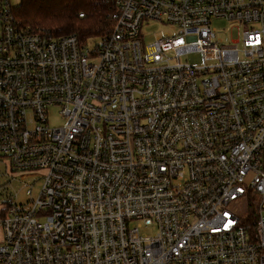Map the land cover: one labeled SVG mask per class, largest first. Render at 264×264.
<instances>
[{
	"label": "built area",
	"instance_id": "obj_1",
	"mask_svg": "<svg viewBox=\"0 0 264 264\" xmlns=\"http://www.w3.org/2000/svg\"><path fill=\"white\" fill-rule=\"evenodd\" d=\"M111 1L89 52L0 0V159L43 180L0 206V264H264V0Z\"/></svg>",
	"mask_w": 264,
	"mask_h": 264
},
{
	"label": "trees",
	"instance_id": "obj_2",
	"mask_svg": "<svg viewBox=\"0 0 264 264\" xmlns=\"http://www.w3.org/2000/svg\"><path fill=\"white\" fill-rule=\"evenodd\" d=\"M111 0H21L13 16L23 28L52 38L75 34L81 45L104 40L112 30ZM253 211L249 218L253 217Z\"/></svg>",
	"mask_w": 264,
	"mask_h": 264
},
{
	"label": "rangeland",
	"instance_id": "obj_3",
	"mask_svg": "<svg viewBox=\"0 0 264 264\" xmlns=\"http://www.w3.org/2000/svg\"><path fill=\"white\" fill-rule=\"evenodd\" d=\"M12 7L19 6L21 0H10ZM211 26L216 30V37L221 39L224 44L238 39L237 33L242 30L236 22L227 21L225 19H212ZM177 34V30L166 24L151 22L147 26H143L140 35L143 43L146 45L154 40L155 37H163L164 34ZM101 44V40L94 38L88 40L86 49L92 52ZM180 60L190 64L199 65L202 62L201 56L196 53H185L180 56ZM48 124L51 127L61 126L65 120L60 114V107L49 106L47 108ZM43 184L40 172L30 174H18L10 172L5 161L0 159V206L7 203H17L25 205L30 197L26 195V190L31 189L34 198L39 192ZM16 195V197H14ZM41 222L44 219H40Z\"/></svg>",
	"mask_w": 264,
	"mask_h": 264
},
{
	"label": "crops",
	"instance_id": "obj_4",
	"mask_svg": "<svg viewBox=\"0 0 264 264\" xmlns=\"http://www.w3.org/2000/svg\"><path fill=\"white\" fill-rule=\"evenodd\" d=\"M1 239H2V231L0 229V242H1Z\"/></svg>",
	"mask_w": 264,
	"mask_h": 264
}]
</instances>
